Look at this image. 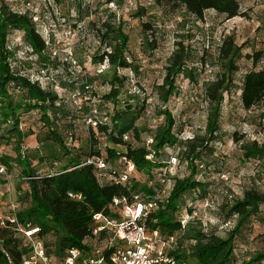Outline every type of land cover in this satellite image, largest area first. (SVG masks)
I'll use <instances>...</instances> for the list:
<instances>
[{
    "label": "trees",
    "instance_id": "16d2710c",
    "mask_svg": "<svg viewBox=\"0 0 264 264\" xmlns=\"http://www.w3.org/2000/svg\"><path fill=\"white\" fill-rule=\"evenodd\" d=\"M53 1L61 13L63 11L69 15L70 9L73 8L77 12L76 18L82 17L84 9L77 0ZM35 2L51 15L52 9L50 10L45 0ZM154 3L168 6L173 10L182 9L195 22H203L205 12L223 20L246 15L239 0H154ZM142 7L147 6H138L133 10L137 11L136 13L139 10L142 12ZM113 17L108 15L104 18V15L99 13L89 22L88 26L95 29L97 37L94 51L80 38L83 32L77 29V24H72L79 32L77 38L72 40L71 46L76 61L85 68L92 64L95 71L97 66L107 59L108 68L112 69L108 80L110 89L101 96L103 102L111 104L110 109L107 108L106 112L100 114L95 103L98 113L106 117V120L102 119L94 126L97 131L106 135L111 146L94 149L90 142L87 151H82L85 156L79 158L77 154L73 155L70 152L71 148L68 146L75 137L76 129L73 120L63 111L66 100L62 98L60 91L62 93L68 91L70 98L73 94H78V98L82 100L81 94L88 93L89 95H83L86 97L84 100L87 102L88 117L92 100L98 98L95 96L96 93L86 86L99 79L108 68L96 76H89L86 82L80 81L69 71L66 62L60 63L49 58L45 40L36 31L27 15L12 12L5 4L0 3V145H11L15 154L14 156L0 154V164L7 169H12L14 165L20 167L28 185L26 192L28 205L14 211L16 222L24 230L36 228L34 237L41 241L45 236L53 235L54 241L50 246L52 251L46 249L45 251L62 262L71 248L87 250L88 247L83 241L93 236L96 225L93 215L96 213L113 215L111 206L113 197L125 196L130 200L136 193L141 197H154L158 194L156 207L148 212L143 223L148 229H157L162 235L176 234L184 230L182 240L178 237V246L171 252L175 258L188 264H233L236 239L241 230L246 228L252 219L264 225L262 211L264 180L260 177L264 172V137L262 141H258L243 139V136H237L235 133L232 135L235 142H240V161H254L259 170L256 171L257 179L253 177L250 186L242 190L241 196H235L220 206L223 212L221 223L234 219V224L227 231L226 237L216 234L215 230L204 231L200 223L197 226L188 224L182 229L178 214L182 210L183 196L186 192L197 190L202 197L208 192L209 182L195 177V161L213 152L212 143L218 139L221 132L220 117L224 95H229L232 89L237 88L244 110H250L262 103L264 65L259 69L246 71L239 84L235 80V74L238 71L239 58L245 57L256 64L263 58L264 50L253 48L251 52L246 50L243 52L248 46L253 47L250 40L236 42L233 34L222 33L216 37L215 63L220 66V70L213 78L202 83V95L207 104L204 134H194L184 141L180 154L190 172L185 177L174 178L168 195L162 197L159 196L160 191L165 189L164 186L172 175L158 176V173L167 165L168 160L163 158L165 148L178 142V136L173 130L175 117L163 106L157 111L158 115L163 116L162 122L150 130L147 136L152 138L149 148L145 141L141 145H133L130 142L131 138L140 140L142 130L137 127L136 122L144 114L145 107L143 103L137 101L139 96L136 94L130 95L128 99L120 97L126 78L118 74L117 70L129 68L137 72V67L128 60V36L122 29L123 23L114 21ZM143 26L146 30L151 28L147 23H143ZM54 33L59 35L60 28L55 27ZM192 36L189 31L182 34L181 39L175 42V49L166 59L162 82L157 86L158 97L163 104L176 94L179 79L185 78L195 84L198 82L199 73L189 64L196 62L195 52L192 46L185 45L182 39H192ZM206 39L207 43L204 44L200 57L203 65L206 63L205 59L210 56L207 49L211 47L213 40L211 37ZM14 41L15 46L9 49L8 45ZM154 43L155 41L149 40L148 44L155 48ZM66 44L62 40V47H67ZM19 50L24 52L22 59L16 57ZM78 51L85 54V62L78 58ZM33 74L48 78L46 85L42 87L38 82L32 81L30 76ZM131 100L136 102L132 103ZM24 112L40 113V119L48 130L47 138L57 145L62 151V156L68 157V162L62 165L61 169L39 174L31 166L30 155L22 147L24 139L29 134L21 128V115ZM59 115L69 119L67 126L62 127V133L55 129ZM88 128L93 131L91 126L88 125ZM124 134H127V140L123 139ZM148 154H152L150 159L146 158ZM93 155L103 156L109 164L115 162L118 164L117 168L123 166L120 157L125 156L134 164L136 177L130 178L125 185L114 181H106L99 185L96 181L95 168L90 164L81 165L88 156ZM137 174L145 176V180L143 182L139 180ZM68 193L80 194L81 198H71ZM20 233L27 240L25 234L18 232L9 221L6 220L5 224L0 226V264H21L22 258L29 253L31 249L29 241L22 245L18 237ZM100 236H104V233L101 232ZM186 239L192 242L188 247L183 244ZM45 245L47 246V243ZM111 251L113 246L106 247L103 251L104 256L107 257ZM105 264H111L107 258ZM240 264H264V248L247 255Z\"/></svg>",
    "mask_w": 264,
    "mask_h": 264
},
{
    "label": "rangeland",
    "instance_id": "374dc122",
    "mask_svg": "<svg viewBox=\"0 0 264 264\" xmlns=\"http://www.w3.org/2000/svg\"><path fill=\"white\" fill-rule=\"evenodd\" d=\"M241 9L246 12L244 17H234L229 20H223L221 17L212 15L209 12L204 13L203 22H195L184 10H173L165 5L156 3L142 7L141 10H132L125 13L122 18V29L128 36V60L137 67V72L129 68L117 70V73L124 75L125 85L120 95L121 98L128 99L130 95L139 96V103H143L145 107L144 114L137 120L136 125L141 129L140 140L136 141L131 138L133 145H141L149 135V131L160 124L163 120L162 115H158L157 111L163 106L175 117L174 132L178 136V142L171 147L165 148V156L163 158L172 162V176L168 179L167 188L169 189L174 178H182L189 174V167L186 162L181 159L180 150L184 145V141L191 138L194 134H204V126L206 123L207 104L203 99L202 83L214 77L216 72L220 70L216 62V37L219 34H233L236 42L244 39L250 40V45L243 50L251 52L253 48L264 50V0H239ZM141 9V8H140ZM143 23L151 25L146 30ZM260 28V30H258ZM193 34L192 39L182 38L183 43L190 44L195 52L193 65L199 73L198 82L190 83L188 79L182 78L177 81L176 94L171 96L168 101L163 104L158 97L157 86L162 82L164 75V66L167 57L171 51L175 49V42L181 39L182 34L187 32ZM212 38L211 47L208 48L210 56L205 59V64H201V54L206 44V38ZM149 40L155 41V48L149 46ZM85 43V41H83ZM206 46V45H205ZM80 61L85 62V54L78 51L77 54ZM238 71L235 74L237 84L241 81L243 74L250 69H259L264 65V56L256 64L251 60L243 57L237 60ZM91 72L94 66L88 67ZM112 69L108 68L102 73L99 79L92 82L96 84V91L93 90L98 98L96 105L100 114L110 109V105L101 99V96L109 91L108 83L111 77ZM93 80V79H92ZM239 90L232 89L229 95H224L221 108L220 126L221 132L218 139L212 143L213 152L209 155H203L199 160L195 161L196 174L195 177L201 181H208L209 187L207 194L202 197L197 190L186 192L183 196L184 203L179 220H187V224L197 226L199 223L204 231L215 230L216 234L226 237L227 231L232 228L234 219L225 223L222 222L223 212L220 206L225 201L235 196H241L242 190L250 186L253 177L256 178V171L259 170L254 161H240V142H235L232 138L233 133L246 140L256 139L262 141L264 137V99L261 104L244 110L241 107L239 99ZM60 95L66 103L63 111L68 114V118L73 120L75 124V137L70 143V152L79 158H83L87 148L92 143V148H103L111 146L106 139V135L97 131L94 126L88 124L87 102L84 100L88 93L81 94L83 100L78 105H74L69 101V92L66 91ZM92 96V94H90ZM132 103L136 102L130 101ZM67 120L64 115H59L56 121L55 129L62 133V127L67 126ZM88 125L93 128L91 131ZM21 128L25 132H29L24 139L22 147L30 155V164L39 174L54 172L61 169L62 165L68 162L67 156H62V151L47 138L48 130L40 119V113L24 112L21 115ZM96 138V140H95ZM121 148V147H119ZM0 154L14 156L11 145H0ZM171 158V159H170ZM118 164L112 162L111 167H117ZM139 180H145V176L137 174ZM136 177V174H135ZM264 180V172L260 175ZM0 216H4L9 211L11 204L22 208L28 205L26 192L28 190L27 182L21 173L20 167L14 165L12 169H7L0 164ZM259 184V183H257ZM264 211V206H262ZM195 214H194V213ZM185 226V228H186ZM183 231L177 232L179 240H182ZM20 243L26 245L28 242L20 233L18 235ZM106 237V236H105ZM42 243L47 251H52L50 247L54 241L53 235H47L42 239ZM47 243V246L45 245ZM105 244L104 236L93 239L88 242L87 250L98 244ZM191 241L184 240L185 246L191 245ZM236 250L234 253L233 264H240L245 257L257 250L264 248V225L257 220L252 219L248 226L241 230L236 239ZM50 258L55 264H62L61 261L50 253ZM77 264H81L78 261Z\"/></svg>",
    "mask_w": 264,
    "mask_h": 264
},
{
    "label": "built area",
    "instance_id": "2783aa9c",
    "mask_svg": "<svg viewBox=\"0 0 264 264\" xmlns=\"http://www.w3.org/2000/svg\"><path fill=\"white\" fill-rule=\"evenodd\" d=\"M80 6L84 9L82 17L76 18L75 9L71 8L69 15L63 11L60 12L59 8L55 6L53 0H45L51 10V15L46 13L40 8L35 0H0L12 12L27 15L36 31L43 37L47 45V53L50 59H55L58 62H66L69 71L79 78L80 81L86 82L89 76H96L108 68V61L104 59L101 64L97 66L95 71L91 72L88 68L81 66L75 59L71 46L72 40L77 38L79 32L72 27V24H77V29L83 32L80 37L85 41V45L95 50L97 45V37L95 29L88 26L89 22L95 17L96 14L102 13L104 18L108 15H113L114 21H122L125 13H130L131 10L138 6H149L154 3V0H77ZM53 16V17H52ZM55 27L60 28L59 35L54 33ZM55 35V37H54ZM53 40V42H52ZM62 40L66 42L67 47H62ZM16 42H11L8 45L9 49L15 46ZM23 50L16 53L19 59L23 57ZM42 72V71H41ZM32 81H36L40 86L44 87L48 82V78L42 75L33 74L30 76ZM86 88H91L96 91V84L88 83ZM74 105L80 103L81 98L78 94H73L70 98ZM86 99V97H85ZM97 100H92V107L89 109L87 123L91 126H97L98 122L106 117L100 116L95 106ZM123 139L127 140V134L123 135ZM152 143V138L145 139V144L149 148ZM152 154L146 156L150 159ZM171 159V158H170ZM123 166L121 168L111 167L110 164L103 158V156H88L81 165L90 164L95 168L96 181L99 185L106 181H114L118 184L125 185L130 178L135 177L136 168L134 164L125 156L120 157ZM173 160L167 161V165L158 173L172 175L171 168L173 167ZM169 173V174H168ZM165 189L160 191L159 196L166 197L169 189L167 183ZM69 197L80 199V194L68 193ZM158 194L154 197H141L140 194H133L131 199L128 200L125 196L113 197L112 208L114 214L111 216L96 213L93 219L96 222L93 230V236L85 239L83 244L88 246V242L98 239L100 233H104L106 240L105 244L95 245L86 252L81 248H71L62 259V264H105L106 258L111 264H188L186 261L179 260L173 256V252L178 246V236L176 234L162 235L157 229L150 230L143 223L144 218L148 212L156 207V200ZM17 206L11 204L9 212L0 216V226L5 224V221L13 224L18 232L25 234L29 241L30 251L22 258L21 264H55L52 262L50 256L46 253L43 243L40 239L34 237L36 228L31 230H24L14 217V211ZM194 213V212H193ZM195 214V213H194ZM181 228L184 229L187 220H180ZM106 236V237H105ZM113 246L107 257L104 256L103 251L106 247Z\"/></svg>",
    "mask_w": 264,
    "mask_h": 264
}]
</instances>
